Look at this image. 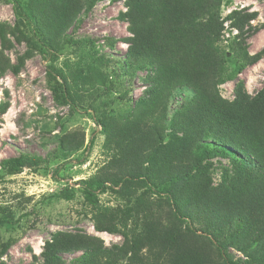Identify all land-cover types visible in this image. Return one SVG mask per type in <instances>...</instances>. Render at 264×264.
Wrapping results in <instances>:
<instances>
[{
    "label": "rangeland",
    "instance_id": "1",
    "mask_svg": "<svg viewBox=\"0 0 264 264\" xmlns=\"http://www.w3.org/2000/svg\"><path fill=\"white\" fill-rule=\"evenodd\" d=\"M26 2L33 8L35 27L57 53L49 60L24 21L15 17L9 0H0V24L5 30L0 61L19 68L17 74L6 69L0 76V109L4 110L0 112V159L21 153L44 159L37 170L26 166L17 174L0 176V223L9 221L0 224V264H40L44 243L59 232L97 238L110 252L101 256L98 264H166L176 251L197 254L210 264H224L209 237L198 230L188 232L185 223L173 216L164 196L151 189L156 179L151 186L141 181L108 186L94 206L83 198L81 179H106L113 174L118 178L131 172L126 153L117 146L123 131L119 129L126 117L139 122L144 117L139 112L144 110L140 97L149 74L126 57L125 39L130 36L129 21L122 15L127 11L126 0L94 1L87 10H80L63 33L46 31L45 21L54 19H50L54 7L49 2ZM234 10L256 14L250 20L255 30L245 36V47L249 56L263 52L255 63L218 86L219 95L228 101L234 98L239 82L250 95L264 84V0H222L217 47L226 48L237 32L228 18ZM50 64L64 76L75 107L53 101L46 75ZM227 68L229 72L232 64ZM191 96L192 91L186 88L172 91L166 104L167 119ZM96 120L105 123L109 135ZM211 160L212 186H216L225 170L233 171V165L228 156ZM144 163L138 168L147 165ZM106 183L111 185L112 181ZM66 188L70 198L61 194ZM167 228L175 237L165 249ZM150 229L152 237L146 234ZM246 245L242 242L239 247ZM115 247L122 248L126 256L113 258ZM227 248L239 264H255L233 243ZM80 254H62L63 264H77Z\"/></svg>",
    "mask_w": 264,
    "mask_h": 264
},
{
    "label": "trees",
    "instance_id": "2",
    "mask_svg": "<svg viewBox=\"0 0 264 264\" xmlns=\"http://www.w3.org/2000/svg\"><path fill=\"white\" fill-rule=\"evenodd\" d=\"M94 1L43 0V4L49 2L54 7L50 16L54 19L44 23L46 31L63 33L80 10H87ZM9 2L15 17L24 21L43 54L52 60L57 52L35 27L33 8L26 0ZM221 3L222 0H126L127 11L122 14L129 21L126 57L149 74L140 97L143 120L129 121L126 117L119 129L123 131L117 146L126 153L131 172L118 178L113 174L106 179H81L79 183L85 202L94 206L99 193L108 186L140 181L151 186L150 182L156 179L158 182L152 183L151 189L164 196L173 216L185 223L188 232L198 230L209 237L224 264H239L227 248L232 243L255 264H264V84L250 95L243 84L237 83L231 101L218 92L220 84L239 74L247 64L255 63L263 51L248 55L245 36L255 30L250 20L256 14H241V10L228 15L237 32L226 48L217 47L222 31L218 20ZM3 25L0 24V40L4 46ZM17 60L22 63L23 59ZM226 63L232 64L229 72ZM4 64L0 61V76L6 69L18 73V65ZM46 75L53 101L75 107L73 94L61 72L50 64ZM176 88L189 89L192 96L167 119L166 104ZM96 121L102 123L104 133L109 135L105 123ZM92 143L91 137L88 146ZM214 156H228L233 165V171L225 170L216 186H212L210 175ZM43 160L23 153L0 159V176L17 174L26 166L37 170ZM140 163H144L141 170ZM106 180L112 184L107 185ZM61 194L71 197L67 188ZM7 222L5 219L0 224ZM105 230L112 231L108 227ZM146 234L154 235L151 229ZM164 236L166 249L175 236L168 228ZM242 242H247L246 247H239ZM115 249L111 253L113 258L126 256L122 248ZM255 250L259 252L251 255ZM75 251L81 252L75 259L77 264H98L101 256L110 253L97 238L59 232L44 243L40 264H63L61 255ZM176 252L166 264H210L197 254Z\"/></svg>",
    "mask_w": 264,
    "mask_h": 264
}]
</instances>
